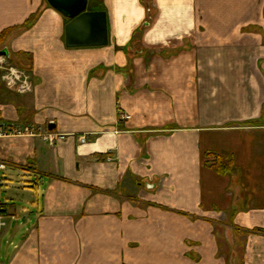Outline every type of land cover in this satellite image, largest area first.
Here are the masks:
<instances>
[{"label":"crops","instance_id":"1","mask_svg":"<svg viewBox=\"0 0 264 264\" xmlns=\"http://www.w3.org/2000/svg\"><path fill=\"white\" fill-rule=\"evenodd\" d=\"M88 11L107 46L68 48L47 0H0V60L34 84L0 77V123L56 139H0L32 199L0 202V264H264V0Z\"/></svg>","mask_w":264,"mask_h":264},{"label":"water","instance_id":"2","mask_svg":"<svg viewBox=\"0 0 264 264\" xmlns=\"http://www.w3.org/2000/svg\"><path fill=\"white\" fill-rule=\"evenodd\" d=\"M47 1L52 8L70 20L65 31L68 48L105 47L109 44L107 14L88 11L90 0ZM0 57H9V52L1 51ZM49 128L52 129L53 126Z\"/></svg>","mask_w":264,"mask_h":264},{"label":"built area","instance_id":"3","mask_svg":"<svg viewBox=\"0 0 264 264\" xmlns=\"http://www.w3.org/2000/svg\"><path fill=\"white\" fill-rule=\"evenodd\" d=\"M0 77L3 86L18 94L26 95L34 89L33 78L29 71L10 66L6 61L0 60ZM130 117H125L129 120ZM38 134L31 128L19 126L16 124L0 123V139L9 137L37 136ZM42 137L51 146L56 145V139L52 135H38ZM83 138L82 142H85ZM8 164L0 161V184L4 180L5 172L8 170ZM5 227V222L0 213V232Z\"/></svg>","mask_w":264,"mask_h":264},{"label":"rangeland","instance_id":"4","mask_svg":"<svg viewBox=\"0 0 264 264\" xmlns=\"http://www.w3.org/2000/svg\"><path fill=\"white\" fill-rule=\"evenodd\" d=\"M18 68V67H17ZM21 69V68H20ZM25 70V69H23ZM9 167L8 170L5 172L8 176L12 174V179H13V184L2 187L0 186V202L3 203L7 199L12 198L15 201L16 207L19 209L27 208L31 209V193H28L23 191L22 188V182H20V177H18V173H9ZM21 218V221H23L27 216L25 215H19ZM26 220V219H25ZM7 245H1V249L3 253H6L8 251V246Z\"/></svg>","mask_w":264,"mask_h":264},{"label":"trees","instance_id":"5","mask_svg":"<svg viewBox=\"0 0 264 264\" xmlns=\"http://www.w3.org/2000/svg\"><path fill=\"white\" fill-rule=\"evenodd\" d=\"M8 33H10V31H6L5 33H3V35L1 36V39H3L4 37H6V35H8Z\"/></svg>","mask_w":264,"mask_h":264}]
</instances>
